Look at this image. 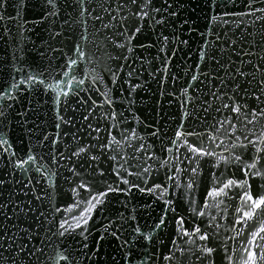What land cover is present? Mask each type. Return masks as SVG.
<instances>
[{
    "label": "snow or ice",
    "instance_id": "1",
    "mask_svg": "<svg viewBox=\"0 0 264 264\" xmlns=\"http://www.w3.org/2000/svg\"><path fill=\"white\" fill-rule=\"evenodd\" d=\"M9 7L14 9L12 13L8 12ZM28 11L34 13L31 18L26 17ZM183 11L189 15L183 16ZM200 13L208 18L204 30L197 25ZM69 17L82 26V31L80 42L73 43V55L64 54V70L57 73L63 79L52 77L50 82L43 73L29 72L0 95V101L17 99L15 95L9 97V93L22 88L28 94L40 92L44 103L50 102V118L31 106L17 115L33 125L28 130L29 139L35 138L41 148L47 145L49 164L58 166L53 172L48 164L41 163L45 156L34 154L31 144L26 158L19 157L6 136L0 134V159H7L12 169L8 172L11 180L0 174V264H17L18 257L21 262L27 258L28 264L33 258L39 264L41 257L45 264H80L78 255L89 260L94 254L104 255L101 242L108 237L116 244L108 256L111 264H217V255L220 264H264V33H260L259 44L245 43L252 35L248 31L252 24L264 26V0H192L187 6L183 0H99L95 7L88 0H0V30L5 35L12 31L10 24L14 22L15 28L22 30L21 35L42 29L55 40L65 35ZM245 18H251L252 24H245ZM169 24L173 30L165 34ZM177 28L187 33V38L177 36ZM234 29L248 31L239 41L238 51L234 38L221 40ZM89 35L93 37L91 51L82 46L89 43ZM141 36L147 39L138 41ZM226 44L236 52L234 58L231 54L223 58L226 49L222 45ZM156 45L159 48L155 57L147 62L141 58L140 50ZM182 46L188 52L195 48L196 59L185 53L191 67L183 63L179 71L169 75V70L175 68L172 58L177 51H183ZM257 48L260 50H253ZM53 51L62 50L53 47ZM81 63L97 65L100 71L93 68L89 72L80 67ZM146 64L155 65L148 73L152 80L146 75L141 83L142 70H148ZM77 69L82 73L80 79L75 75ZM86 82L90 89L83 87ZM151 84L156 86L151 93L156 98L154 111L158 109L161 117L168 113L166 118L175 123L169 138L171 147H166V151L175 155L183 148L182 158L177 157L174 163L184 167H174L179 179L165 173L163 183L146 189L129 177L141 179L151 168L145 166L146 161L159 156L153 144L136 129L143 126L149 136L162 138L166 125L144 123L132 109L137 91L144 92ZM81 92L88 95L81 97ZM116 95L121 97L119 101ZM70 96L75 98V107L68 103ZM125 112H131L132 120ZM8 119L0 105V123ZM45 125H50L52 131ZM225 140L229 143L225 144ZM222 145L226 155L216 151ZM61 160L70 162V175L63 179L68 182L66 190L72 204L64 209L53 205L45 210V201L51 203L53 190L58 187L59 169L65 167ZM102 161L111 163L101 169ZM202 162L217 171L210 172L213 186L206 190L207 199L196 206ZM33 171L45 182L43 185L31 175ZM18 173L26 180L19 179ZM106 173L113 174V181L103 189L96 187V183L104 181L94 182L93 178L105 177ZM147 179L143 176L144 182ZM134 189L163 200L165 207L158 219L145 231L133 215L129 231L125 227L128 221L120 214L105 227L107 236L101 235L90 244L88 226L96 209L103 207L110 194L130 196ZM177 192L188 206L187 216L177 212L176 200L172 198ZM225 200L238 201L232 224L225 230L230 232L239 226L236 236L229 239L244 236L239 245L240 256L236 246L229 247L217 239L221 234L217 229L222 226L209 211L213 206L226 207ZM64 212L69 213L71 220ZM53 239L57 243L50 255L47 249Z\"/></svg>",
    "mask_w": 264,
    "mask_h": 264
},
{
    "label": "water",
    "instance_id": "2",
    "mask_svg": "<svg viewBox=\"0 0 264 264\" xmlns=\"http://www.w3.org/2000/svg\"><path fill=\"white\" fill-rule=\"evenodd\" d=\"M71 2V0H70ZM89 4L93 7L97 6L99 0H88ZM185 6L192 3V0H183ZM14 11L13 8L9 7L8 12L12 13ZM34 15L33 12L28 11L26 13L27 18H31ZM183 16L189 15L188 12L183 11ZM70 21V26L65 31V35L63 37H58L55 40H51L47 33L43 32L42 29H37L34 32H24L23 35L20 34L13 24H10L12 31L5 35L2 30H0V95H3L5 91L10 88V85L14 82H19L21 79H25L29 72L32 74H40L43 73L45 78L49 79L51 82L52 77H56L57 80L63 79L62 76H57V73L62 72L64 70V60L65 55L71 56L73 55V43L80 42V34L82 31V26L73 18H68ZM231 19V18H230ZM233 25L235 21H232ZM208 24V18L204 13H200L197 19V25L201 30L205 29V25ZM245 24H252L251 18H245ZM31 27V25H29ZM89 33L92 32V22L90 21L88 24ZM172 25L169 24L168 29L165 31V34H169L172 31ZM219 31V28L217 29ZM252 35L248 36V40L245 43L255 41L256 43H260L262 37L260 33H264V26L261 24H252L250 30ZM248 31L243 29H234L232 32H229L228 36H222V41H227L229 38H234L238 41L235 46L236 51H238L241 47V43L243 36L248 35ZM176 35L180 38H187V33L179 30L177 28ZM152 38L155 39V34H151ZM92 36L89 35V43L86 45H82L86 48V50H94V45L91 44ZM49 40V43H45V40ZM147 39L145 36L138 37V41H143ZM34 41V42H33ZM51 45V46H50ZM53 47L59 48L62 51L54 52ZM183 47V46H182ZM226 50L224 52L223 58H227L230 54L235 57L236 52L232 50L231 45H222ZM159 45L152 49H142L140 50V56L146 62L151 60L153 57L157 55V49ZM171 48V45H169ZM254 51H259L260 49H253ZM247 51V48H245ZM195 48L192 49V52H188L187 47H183V51H177L176 57L172 58V64L175 66L174 69L169 70V75H174L176 71L180 70V66L183 63H188L189 67H191V62L185 60V53H188L191 56L192 60H195L196 57L194 55ZM135 55V54H134ZM23 57V59H21ZM255 61L256 58L252 57ZM157 63H159L157 61ZM239 61H237V64ZM152 66H147V71L142 70V75L140 77L141 83H143V76L148 75L151 71ZM81 68H87L89 72L92 71L93 68H96V71H100L97 65H93L91 63L85 64L81 63ZM137 68L140 67L139 64L136 65ZM15 68H21V72H16ZM127 70V69H126ZM76 78L80 79L82 77V73L79 69L75 72ZM191 75V73H189ZM13 77H15V81H13ZM91 79V77H89ZM149 81L152 80V77L148 75ZM107 80V76H106ZM84 88L90 89L91 85L89 83H85ZM155 84H151V86L146 88V91L140 92L139 90L136 93V104L132 111H135L136 115L140 118V120L144 123H155L157 126L166 125L163 128L162 138L151 137L148 135L149 130L144 128L143 126L137 127V131L140 132L142 135L148 139L150 144H153V148L155 149V153L159 156V159H152L147 160L146 165H151L150 171L148 174H142L141 179H137L136 177H129L135 183H142L146 189L153 187L154 183H163L166 179L165 173L169 175L179 176L174 171V167H184L182 164L174 163L177 160V157L182 158V153L184 149L181 148L175 152V155H172L166 151V147H171L169 144V138L173 135V129L175 127V123L170 119H167L168 113L164 114V117L159 115V110L157 109L154 111L156 104L154 101L156 100L154 95H151L153 90L155 89ZM123 91V89L121 90ZM15 95L17 99H5L0 101V105H3V111L8 115L9 119L3 123H0V134L5 135L6 138L10 141L12 145V149L16 151L19 157H24L25 153L29 151V144H31V151L39 156H45V159L41 161V163L48 164L51 171L56 172L58 166L49 164L48 157L46 153L48 152L47 145L44 148L38 146L37 141L35 138L29 139V132L28 130L33 128L31 123H25L26 118L23 116L17 115L18 111H27L28 107H34L37 109L38 112H43L47 114L50 118L51 114L48 112V108L50 107L49 104H45V97L40 92H34L32 94H28L21 91H17L16 89H12L9 93V97ZM88 93L81 92V97L87 96ZM127 95V93H125ZM118 101L121 99L119 95L115 97ZM74 97H69L68 103L70 106L75 107L74 104ZM8 105H12L11 108ZM125 107H127V103L125 102ZM119 110V109H118ZM125 116L128 117L129 120H132L131 112H125ZM29 116L32 114L29 113ZM71 115V113H69ZM43 119V117H41ZM210 122V121H209ZM95 123V121H93ZM5 124L10 126L5 127ZM48 130L51 132L52 129L50 125H45ZM251 127V126H249ZM257 130L259 126H256ZM154 142V143H153ZM229 141L225 140V144H228ZM217 152H224L226 155L227 152L224 150V146L222 145L221 148L216 149ZM151 154V153H149ZM59 156V153H56ZM15 159V158H13ZM146 159V158H145ZM167 161V164L164 163ZM61 162L65 165L64 168L59 169L58 176L60 177L57 180L58 187L53 190L51 196V203L45 201V210L50 209L53 205H58L61 209L66 207H70L72 204V198L70 194L67 192L68 182L63 179L65 175H70L67 173V166L70 163L69 161L61 160ZM109 161H102L100 164L101 169H106L109 167ZM140 163H144V160L140 161ZM5 164L8 165L5 168ZM113 167L116 165L113 164ZM201 168L203 169V175L199 177V188L195 192V197L197 201V205H199L200 201L207 199L205 193L206 190H211L213 186L212 177L210 176V172H216L217 170L211 168L210 165L202 162ZM11 164L7 159H0V174L8 177V172L11 171ZM137 172L140 171L139 168L136 169ZM19 179L26 180L25 176H21L19 173L17 174ZM31 175L35 178V180H40L41 185L45 182L41 180L40 176L36 174L34 171ZM45 175H48V172H45ZM239 175V174H237ZM143 176H148L146 182L143 181ZM187 176V173H185ZM10 180L11 177H8ZM55 179V177L53 178ZM114 176L112 173H106L105 177L96 176L93 178L94 182L104 181V183H96V187L103 189L106 183L112 182ZM171 185L172 181H168ZM121 188H124V185H120ZM38 190V189H34ZM182 191V190H181ZM168 198V197H165ZM173 199L176 200L175 207L177 208V212L181 215L187 216L188 206L186 203H183L181 198H179V193H174L172 196ZM223 199V197L221 198ZM106 203L103 205L102 208L98 207L96 211L92 214V219L89 221V230L91 232V236L89 237V243L91 244L93 241L97 240V238L101 235L107 236L105 233V227L109 224L110 221L118 219V216L122 214L123 218L128 221L125 224V227L131 230V223L130 220L131 216H135L136 220L139 222L142 230H149L151 225L158 219L159 215L161 214V210L165 207L163 204V200L157 201L154 195H149L147 193L141 194L140 192L136 191L135 189L132 191L130 196H125L123 194H110L106 197ZM225 205H221L220 209L215 208L214 206L209 209V211L218 217V223L221 224V228L217 229L221 234L217 238L220 241H223L225 245L229 247L236 246V253L237 256L242 255L241 248L239 247L240 244L243 243L244 236L241 235L238 240L229 239V237H235L237 231L239 230V226L233 227L232 231H226L225 229L232 224V218L235 215L236 205L238 201H227L225 200ZM35 207V205H34ZM135 209V211H133ZM7 206L5 211H7ZM10 215L12 213H9ZM63 215L71 220V216L69 213L64 212ZM2 219V217H0ZM59 219V216H57ZM169 228L168 233L171 234L172 232V214H169ZM15 229H13L14 231ZM125 235L128 233L125 232ZM78 245V239H77ZM57 241L53 239L52 243L49 245L47 251L51 255L52 251L56 245ZM247 245H245L246 247ZM116 248L115 242L111 240L110 237L106 239V241L101 242V252L104 255L94 254L91 260L86 259L83 255H78L77 259H79L80 264H111L110 259L108 256L110 253L114 252ZM61 249H56V251H60ZM100 256L99 260L96 259V256ZM17 264H28L27 258L23 262L20 261L19 257L17 258ZM32 264H36L35 258L32 260ZM39 264H45V258L41 257ZM122 264V262H121ZM217 264H220L219 255H217ZM227 264V261H225Z\"/></svg>",
    "mask_w": 264,
    "mask_h": 264
}]
</instances>
